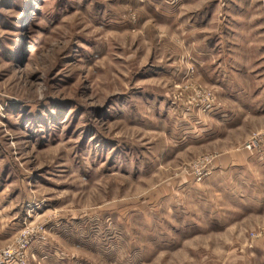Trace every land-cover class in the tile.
<instances>
[{
  "label": "rangeland",
  "instance_id": "obj_1",
  "mask_svg": "<svg viewBox=\"0 0 264 264\" xmlns=\"http://www.w3.org/2000/svg\"><path fill=\"white\" fill-rule=\"evenodd\" d=\"M264 0H0V264H264Z\"/></svg>",
  "mask_w": 264,
  "mask_h": 264
},
{
  "label": "built area",
  "instance_id": "obj_2",
  "mask_svg": "<svg viewBox=\"0 0 264 264\" xmlns=\"http://www.w3.org/2000/svg\"><path fill=\"white\" fill-rule=\"evenodd\" d=\"M261 137L260 136H257V137H254L249 143H248V149L250 150H261V148H263L264 146H262L261 144Z\"/></svg>",
  "mask_w": 264,
  "mask_h": 264
}]
</instances>
